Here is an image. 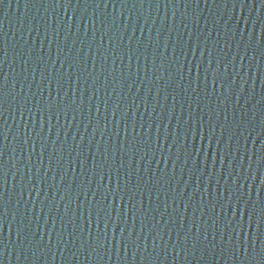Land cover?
<instances>
[{"label": "water", "instance_id": "1", "mask_svg": "<svg viewBox=\"0 0 264 264\" xmlns=\"http://www.w3.org/2000/svg\"><path fill=\"white\" fill-rule=\"evenodd\" d=\"M0 264H264V0H0Z\"/></svg>", "mask_w": 264, "mask_h": 264}]
</instances>
